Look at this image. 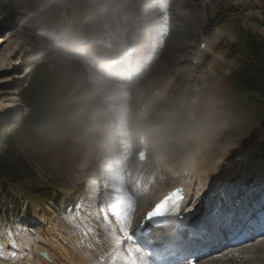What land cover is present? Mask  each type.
<instances>
[{"label":"rangeland","instance_id":"rangeland-1","mask_svg":"<svg viewBox=\"0 0 264 264\" xmlns=\"http://www.w3.org/2000/svg\"><path fill=\"white\" fill-rule=\"evenodd\" d=\"M213 3L215 7L206 10L207 20H201L199 0H97L95 7L86 6L83 11L78 7V0H32L27 10L13 7L8 0H0V139L1 134L18 126L27 115V110L20 109L17 92L26 85L35 69L46 66L56 70L61 75L58 94L64 96L69 92L70 101L68 108L60 106L50 119L61 127L62 140L37 130L42 137L50 138L34 146L27 145L33 152V164L43 184L54 187L64 201L57 207L53 202L44 203L34 196L24 197L23 191L18 189L15 206L0 195V264L26 261L30 264V257L25 261L26 254L41 251H47L60 264H64L61 257L71 261L70 264H93L95 259L91 253L96 251L108 256L107 264H113L116 253L110 245V235L104 230L102 219H97L109 191L105 183L125 182L130 189L136 187L139 195L133 213L134 228L143 211L150 207L149 199L154 198L153 183L161 180L165 190L172 189L178 182H173L170 174L181 171L192 179L201 177L205 184L203 190L211 192L213 205L218 207L213 206L214 210L220 205L223 208L225 229L216 230L211 242L201 240L200 251L206 249L204 254L209 255L205 258L222 264H264V254L260 251L240 255H226L225 251L209 254L217 246L234 243L230 239L235 235L244 238L248 234L246 222L254 220L257 212L255 199H264V138L254 131L260 143L255 149L239 148L236 139L220 140L230 116L226 112L225 86L230 74L238 68L237 59L229 58L222 46L237 42L235 21H239L242 28L264 36L260 22L264 20V0H214ZM140 10L146 11L147 23L162 21L163 25L155 29L154 43L145 51L144 62L123 72L119 84L129 89L131 103L140 102L145 92L144 98L151 100L156 84L164 91V95L156 99L165 98L156 107L154 100L151 112L133 132H127L110 98L93 87L97 68L88 63L87 56L90 47L119 53L132 38L137 40L143 34L142 30L136 32ZM24 25L32 32L30 40L17 46L15 55L8 56L16 43L10 36H24L21 30ZM84 37H89V46L76 50ZM169 40L171 46L166 49L165 42ZM203 40L209 42L212 51L200 55L198 60ZM52 43L65 47L54 52V48L47 47ZM72 43L77 46L67 51ZM34 46L41 51L36 56H27ZM29 66H32L31 71L26 74ZM77 66L87 75H81ZM18 77L23 78L22 82H17ZM129 77L138 80L129 81ZM165 109L177 113L179 148L174 155L162 157L145 137L148 164L140 169L130 166L129 158L138 150L140 133ZM130 115L127 113V120ZM129 145L131 152L127 154L124 148ZM184 149L186 151L179 155ZM152 170L161 178L148 181ZM93 181L98 186L95 200L91 193ZM250 199L251 212L241 223H238L240 220L235 222V213H240ZM5 208L11 213H6ZM259 209L262 210L261 205ZM42 223L46 227L40 228ZM98 231L108 237L100 239ZM258 236L253 234L249 244H255ZM68 245L73 250L74 245L80 246L88 261L83 262L81 252L75 251L73 255Z\"/></svg>","mask_w":264,"mask_h":264},{"label":"bare ground","instance_id":"bare-ground-1","mask_svg":"<svg viewBox=\"0 0 264 264\" xmlns=\"http://www.w3.org/2000/svg\"><path fill=\"white\" fill-rule=\"evenodd\" d=\"M30 1H32V0H8V3H12L14 5L13 7H15L17 9L27 10L26 6H28ZM203 1H207V0H203ZM8 5H10V4H8ZM169 7H171V6H169ZM145 12H144V10H140V13L137 14V15H139V19L137 21H138V23H140V25L137 24L138 28L136 29V32L137 31L141 32V30H142V33H143V34H141L142 37H141V35H139V38L137 40L132 38L130 41V44H128V46H125L126 48H124L123 52H119V53L118 52H114V53L109 52L108 53L102 49L99 50L98 48H93V47L91 48L90 47V49H89L90 51L88 53L89 57L87 56L88 63L91 64L92 67L97 68L96 69L97 71L95 72V75H94V79H92L93 87L95 88L96 92L102 93V94H104V96L110 98V101H111L110 104L114 106L115 113H117L119 115V117H122V122H124L123 125L126 126V127H124L125 128L124 130L125 131L127 130V132L128 131L133 132L134 129L139 126V123L141 122L142 118L147 116L151 112V110H152L151 105H152V102L154 100H155L154 105L156 107L158 102L162 101L165 98L164 97L162 99H156V97H158L160 95H164V91L161 90L163 88L158 87V84H156L155 86H153L154 89H152L151 100L145 99L146 98L145 97L146 92H145V95L140 97V102H138V103L132 102L131 103V101H129V99H128V96H129L128 90L129 89H127L124 86H122L121 84H119L122 81V79H119V78L123 72L125 73V72L129 71L130 69H133L134 67H139L138 64H141L144 62L142 57H143L144 53H146L145 51L150 50L152 48L151 43L153 42V40L156 36V35H154L155 31H156L155 29L156 28L158 29L159 27H162L161 25H163L162 21H160L159 23L153 22L152 24L147 23L145 21V19L147 18ZM199 17L201 20H207L206 8H203V11L200 12ZM21 30H23L22 32L25 33V34H22L24 36H17V35H11L10 36V38L16 39V43L13 44L14 46L10 50L8 56L9 55H15L18 47L23 46L22 45L23 43H26L30 40L29 36H30V33H32V32L30 31V29H28V26L24 25L21 28ZM81 39H82V41L80 42L81 44L79 43L80 47L77 48L79 50L83 49V47H86V45L89 46V44H90L89 37H84ZM52 44L53 45H47V47L49 49L54 48L55 49L54 52L58 49L61 50L65 47L62 44L61 45L57 44V43H55V44L52 43ZM201 44H204V48L200 47L199 55L197 56L198 60H199L200 55H202L206 52L212 51V50H210V45H209L208 41L203 40L200 43V46H201ZM75 45L77 46V43H72V46H69L68 47L69 49L67 51H73V49H74L73 46H75ZM208 45H209V47H208ZM24 46H25V44H24ZM169 46H171L170 40L165 42L164 48L167 49ZM40 51H41L40 47L34 46V50H32L29 53V55H27V54L26 55L29 57L30 56H36V54ZM132 51H135L134 54L131 57L127 58V55L129 54V52H132ZM157 58L158 57H156V60H157ZM112 64H116V65H113L111 70H110V73H108L107 68L109 65H112ZM31 67L32 66H29L26 68V70H27L26 74H28L31 71ZM112 70H114L113 71L114 73L111 72ZM141 77H143V76L141 75ZM22 79H23L22 77H18L17 82L18 83L22 82ZM130 80L131 81H137L138 78L137 77H132V78L129 77V81ZM162 82H163V80H162ZM162 82H160V83H162ZM137 91L139 92V90H137ZM165 92L167 94V90ZM118 107H119V110H118ZM129 112L131 113V115L128 116L130 118L127 120L126 116H127V113H129ZM132 113H134V114H132ZM126 123H127V125H125ZM145 137H146L145 132L142 131L140 133V135L138 137V141H137L138 142V150L136 151V154H132L131 157L129 158V165L135 166L138 169H140L142 166H146L149 162L148 157H147L146 144H145V142L144 143L140 142L141 140H145ZM124 150L125 151L127 150L128 151L127 154H130L131 145L126 146L124 148ZM141 151L143 152V155H138V153ZM194 168H195V166H194ZM190 172H192L191 169H190ZM185 174H187V172H184V171L177 172L176 174H170V176H171L170 179L173 182L174 181L178 182L177 184L173 185L172 189L165 190V188H163L164 183L162 184L160 182L161 180L155 184L153 183V190L151 192H152L154 198L153 197H152L153 199L148 198L149 203H150L149 204L150 207L143 211L142 217H140V219L137 222V225L133 228V230H135L138 226L141 225V223L144 221L146 213L148 211H151L152 208L155 206V204L158 203L161 199H163L164 196H166L170 191L174 190L177 187H183L185 189L187 195H186L185 200L181 204L179 212L168 218L169 220H172L173 223L161 226L159 229H157L155 234H153V230L151 231L152 233H150V238H149V240L151 241V247L152 248H159V249L183 248V249H186L189 251H195L196 252L195 258L199 257L201 259L199 261V264H222L219 261L211 260V258H205L207 256H205V254H201V252H199V250H201V242H203L201 240L211 242V240L215 236L216 230L222 231L223 229H225V224H224V222H222V219L224 216L222 205H220V208L218 210H214L213 206L215 207V205H213V201H212L213 199L211 198V195H210L211 192L207 191V190H203L205 187V184H204V181L201 179V177H196V178L192 179L191 175H189V176L187 175V177H186ZM148 177H149L147 179L148 181L153 180L152 178H154V177H156V179L161 178L160 174H158L157 171H153L152 174H150V176H148ZM107 190H109V189H107ZM193 197H195V201L193 200ZM251 199H254V198H251ZM251 199H250V201L248 200V202H245L244 207H242V209L240 210V213H238V212L235 213V217H234L235 222L237 220H240V222H238V223H241L242 221H244L247 218L248 213L251 212V209L250 208L248 209V207L252 204ZM255 201H256V208L255 209L257 210V212H255L256 214H255L254 220H252V221L249 220L246 222L247 227L245 228V231L248 232V234L245 236V238H242V239H244V241L239 240V241L232 243L229 246H226V245H223L220 247L217 246L216 247L217 249L214 248L215 251L213 250L209 254L212 253V255L213 254L215 255L217 252L220 253L223 251H225L224 253H226V255L227 254H231V255L232 254H238V255H240V254L252 253L255 251H260V253L264 254V199L259 198V199H255ZM193 203H195V207L193 208V210L191 212H186L185 207H191L193 205ZM260 205H261V209H262L261 211L259 209ZM215 208H218V207H215ZM97 224H101V222H97ZM44 227H46V226L44 223H42L40 228H44ZM235 230H236V227L234 228V231ZM256 232H257V234H259V236L257 238L258 241L255 244L251 245V244H249V241H250L249 238H251L253 233H256ZM97 233H98L100 239H102V240H103L104 236L108 237L107 235H103V233H100V231H98ZM216 233H218V232H216ZM109 239H110V243H111L110 245H112L111 237ZM69 246L70 245H68L67 249L69 248V251L71 250L73 255L76 252H78V253L81 252L80 254L82 255L81 259L83 260V262L86 263V261H88L86 254L83 252V250L81 249L80 246L74 245L75 250H73V247H69ZM121 247L126 248L125 243L123 245H121ZM41 252H34V253L31 252V254H28V255L26 254L25 261L27 260V258L30 257V260H28V261H30L32 264H60L58 262L56 263L53 260L54 258H52L50 255L49 256L51 258L50 259L51 262H47L46 260H44L40 256ZM91 255H92V258L95 259L97 264H107L106 261L109 259V258L107 259L108 256L106 257L104 253H102V255L101 254L99 255V253L96 251H93L91 253ZM60 259L62 260V262H64V264H70V262H71V261L65 260V257L64 258L61 257ZM44 262H46V263H44ZM24 264H28L27 261ZM230 264H240V263H230Z\"/></svg>","mask_w":264,"mask_h":264},{"label":"trees","instance_id":"trees-1","mask_svg":"<svg viewBox=\"0 0 264 264\" xmlns=\"http://www.w3.org/2000/svg\"><path fill=\"white\" fill-rule=\"evenodd\" d=\"M96 2L78 0V7L83 11L86 6L95 7ZM238 22H234L238 32L237 42L222 46L227 50L229 58L237 59L238 68L230 74L225 86L228 102L226 112L230 116L220 140L236 139L239 148L255 149L260 143L254 131L264 138V36L242 28ZM260 22L264 26V20ZM81 75L86 76L87 72L81 70ZM60 80L61 75L56 70L46 66L35 69L26 85L17 92L20 103L28 111L27 115L18 126L1 134L0 195L15 206L18 202L15 191L18 189L23 191L24 197L34 196L44 203L53 202L57 207L64 201L54 187L43 184L33 164V152L29 148L50 138L36 133L42 130L40 123L52 119L51 115L57 113L60 106H69V92L64 96L58 94ZM4 211L11 213L7 208Z\"/></svg>","mask_w":264,"mask_h":264},{"label":"snow or ice","instance_id":"snow-or-ice-1","mask_svg":"<svg viewBox=\"0 0 264 264\" xmlns=\"http://www.w3.org/2000/svg\"><path fill=\"white\" fill-rule=\"evenodd\" d=\"M106 192L101 203L97 219H102L104 230L110 235L116 253L113 264H196V252L183 248H152L148 239V230L144 223L154 225H168L173 223L168 218L179 212L182 202L186 198L183 187H177L161 199L151 211L145 215L144 221L133 232V213L137 205L138 191L133 186L131 189L125 182L105 183ZM98 186L93 181L91 186L92 199L95 200ZM195 201V197H193ZM191 207H185L186 212H191ZM127 242L126 248L121 247ZM95 264V261H93Z\"/></svg>","mask_w":264,"mask_h":264},{"label":"clouds","instance_id":"clouds-1","mask_svg":"<svg viewBox=\"0 0 264 264\" xmlns=\"http://www.w3.org/2000/svg\"><path fill=\"white\" fill-rule=\"evenodd\" d=\"M177 118L175 111L162 110L144 130L153 150L162 157L174 155L179 148L180 136L176 132Z\"/></svg>","mask_w":264,"mask_h":264},{"label":"water","instance_id":"water-1","mask_svg":"<svg viewBox=\"0 0 264 264\" xmlns=\"http://www.w3.org/2000/svg\"><path fill=\"white\" fill-rule=\"evenodd\" d=\"M21 104V103H20ZM20 109L26 110L25 108H23L22 104ZM41 129L44 131V133H47L49 136L55 138L56 140L60 141L63 138L62 135V129L61 127L53 120L48 119V121L46 122H41L40 123ZM40 256L46 260L47 262H51V258L49 256V254L46 251H42L40 253Z\"/></svg>","mask_w":264,"mask_h":264}]
</instances>
